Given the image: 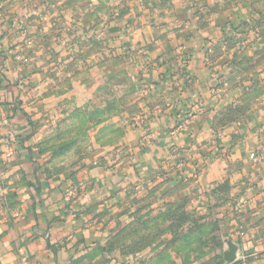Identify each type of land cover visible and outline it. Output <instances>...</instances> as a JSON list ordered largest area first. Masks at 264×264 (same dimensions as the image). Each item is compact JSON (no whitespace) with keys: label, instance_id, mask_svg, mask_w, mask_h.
<instances>
[{"label":"crops","instance_id":"0c3cea01","mask_svg":"<svg viewBox=\"0 0 264 264\" xmlns=\"http://www.w3.org/2000/svg\"><path fill=\"white\" fill-rule=\"evenodd\" d=\"M35 2L0 13V264H154L148 244L117 242L143 210L171 207L212 215L216 264H264V0H148L128 31L121 17L85 31L73 0ZM92 66L126 73L135 122L57 173L44 131L68 98L92 97Z\"/></svg>","mask_w":264,"mask_h":264},{"label":"rangeland","instance_id":"374dc122","mask_svg":"<svg viewBox=\"0 0 264 264\" xmlns=\"http://www.w3.org/2000/svg\"><path fill=\"white\" fill-rule=\"evenodd\" d=\"M35 1L0 0V13H16L24 11V8L33 12L41 8L33 4ZM73 3L74 9L83 14L77 20L85 31L89 26L110 25L119 17L121 28L128 31L127 28L138 25L139 19L150 7L148 0H73ZM79 33L84 31L79 30ZM21 45L20 42L15 44L16 60L19 55H24L25 60L27 58V52ZM102 68L92 66L87 73L92 97L85 99V103L68 98L63 105L65 112L60 114L57 124L44 131V144L39 150L46 155L47 167L57 173L75 169L94 151L97 154L110 151L120 142L128 126L135 122L132 115L136 112V105L132 104V87L126 73L111 71L110 78H106L107 73L100 78L104 73L99 71ZM186 210L171 207L165 211L170 216L167 220L160 217L158 209L155 212L143 210L135 216V224L124 230L128 234L134 231L135 235L117 243H126L127 249L148 244L156 249L154 264H216L213 252L218 245L217 226L212 215L195 213L190 208ZM82 260H76L74 264ZM103 263V260L91 257L86 264Z\"/></svg>","mask_w":264,"mask_h":264},{"label":"built area","instance_id":"2783aa9c","mask_svg":"<svg viewBox=\"0 0 264 264\" xmlns=\"http://www.w3.org/2000/svg\"><path fill=\"white\" fill-rule=\"evenodd\" d=\"M17 59L19 61H24V55L23 56L22 55L17 56ZM1 123H2L3 126H6V127L7 126L8 127L11 126L9 120L7 119V117H3L2 120H1ZM249 157L255 163L258 162L261 159L260 154L256 150H252L250 152V154H249Z\"/></svg>","mask_w":264,"mask_h":264},{"label":"water","instance_id":"95a60500","mask_svg":"<svg viewBox=\"0 0 264 264\" xmlns=\"http://www.w3.org/2000/svg\"><path fill=\"white\" fill-rule=\"evenodd\" d=\"M228 249H226L223 253L224 261L232 262L236 259V250L237 246L231 241L227 242Z\"/></svg>","mask_w":264,"mask_h":264},{"label":"trees","instance_id":"16d2710c","mask_svg":"<svg viewBox=\"0 0 264 264\" xmlns=\"http://www.w3.org/2000/svg\"><path fill=\"white\" fill-rule=\"evenodd\" d=\"M131 233H134V231H130Z\"/></svg>","mask_w":264,"mask_h":264}]
</instances>
